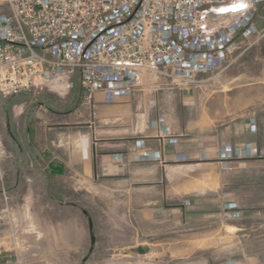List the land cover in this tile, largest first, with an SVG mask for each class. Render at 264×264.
<instances>
[{"label": "crops", "instance_id": "obj_1", "mask_svg": "<svg viewBox=\"0 0 264 264\" xmlns=\"http://www.w3.org/2000/svg\"><path fill=\"white\" fill-rule=\"evenodd\" d=\"M257 27L252 48L186 88L143 71L113 102L95 91L86 103L77 74L71 88L44 83L10 95L17 102L5 117L4 150L45 157L47 172L79 180L83 192L114 191L115 239L127 234L123 219L135 237L177 223L184 249L224 228L231 258L222 264H264V24ZM240 146L256 152L220 157ZM199 225L210 230L188 234Z\"/></svg>", "mask_w": 264, "mask_h": 264}, {"label": "built area", "instance_id": "obj_2", "mask_svg": "<svg viewBox=\"0 0 264 264\" xmlns=\"http://www.w3.org/2000/svg\"><path fill=\"white\" fill-rule=\"evenodd\" d=\"M2 1L9 12H0V95L44 83L71 88L77 74L86 103L95 91H102L105 102L129 95L143 71L180 87L193 82L197 73L224 69L232 53L242 54L260 39L253 22L264 2ZM228 17L230 23L223 24ZM255 152L240 146L225 149L220 157ZM141 158L156 157L143 153Z\"/></svg>", "mask_w": 264, "mask_h": 264}, {"label": "rangeland", "instance_id": "obj_3", "mask_svg": "<svg viewBox=\"0 0 264 264\" xmlns=\"http://www.w3.org/2000/svg\"><path fill=\"white\" fill-rule=\"evenodd\" d=\"M263 8H256V26L264 24ZM0 12H9L2 0ZM230 21L228 17L222 22ZM243 54L232 53L227 63ZM191 84L194 79L180 87ZM8 96L0 95V264H222L231 258L226 255L230 241L224 228L200 240H188L184 249L177 223L163 231L161 222H156L148 225V236L135 237L130 223L120 218L118 224L127 234L115 239L114 191L83 192L85 185L79 180L47 172L45 157L34 159L28 153L19 160L4 150L5 117L17 102ZM84 211L92 221L91 233ZM199 226V231L192 229L188 234L210 230L209 225Z\"/></svg>", "mask_w": 264, "mask_h": 264}, {"label": "water", "instance_id": "obj_4", "mask_svg": "<svg viewBox=\"0 0 264 264\" xmlns=\"http://www.w3.org/2000/svg\"><path fill=\"white\" fill-rule=\"evenodd\" d=\"M87 218H88V225H89V227H91V220H90L89 216H87ZM90 239H91L90 241L93 242L94 236H91Z\"/></svg>", "mask_w": 264, "mask_h": 264}, {"label": "trees", "instance_id": "obj_5", "mask_svg": "<svg viewBox=\"0 0 264 264\" xmlns=\"http://www.w3.org/2000/svg\"><path fill=\"white\" fill-rule=\"evenodd\" d=\"M60 171H61V169H53L51 172L55 173V172H60Z\"/></svg>", "mask_w": 264, "mask_h": 264}, {"label": "flooded vegetation", "instance_id": "obj_6", "mask_svg": "<svg viewBox=\"0 0 264 264\" xmlns=\"http://www.w3.org/2000/svg\"><path fill=\"white\" fill-rule=\"evenodd\" d=\"M85 216H86V218H87V213H83ZM87 222H88V218H87ZM88 227H89V225H88ZM89 232H90V230H89Z\"/></svg>", "mask_w": 264, "mask_h": 264}]
</instances>
